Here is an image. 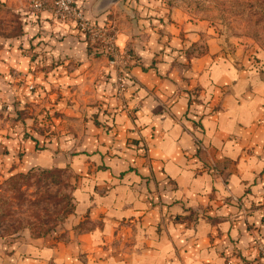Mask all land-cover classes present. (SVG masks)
<instances>
[{"label":"crops","instance_id":"crops-1","mask_svg":"<svg viewBox=\"0 0 264 264\" xmlns=\"http://www.w3.org/2000/svg\"><path fill=\"white\" fill-rule=\"evenodd\" d=\"M95 1L76 3L83 11ZM0 2L10 10L27 0ZM48 16L36 27L69 62L36 77L50 92L54 131L20 127L0 147L25 154L21 170L68 167L74 210L58 235L0 238V264H264L255 245L264 244V51L237 60L210 38L192 54L202 23L176 16L159 37L116 10V45L140 61L120 103L105 60L88 56L74 25ZM19 54L0 49V77L30 69Z\"/></svg>","mask_w":264,"mask_h":264},{"label":"rangeland","instance_id":"rangeland-1","mask_svg":"<svg viewBox=\"0 0 264 264\" xmlns=\"http://www.w3.org/2000/svg\"><path fill=\"white\" fill-rule=\"evenodd\" d=\"M95 2L93 9L82 11L89 29H82L73 23L65 24L74 25L83 34L88 56L102 57L113 71V97L120 98V103L126 81H133L129 70L140 61L133 48L120 49L116 45L118 26L115 18H112L116 10H121L126 19L130 17L140 24L138 32L144 28L159 37L164 36L165 25L169 21L175 22L176 16L191 24L202 23L205 39L197 47L190 44L188 51L192 54L206 51L210 38L217 40L218 47L225 55L237 60L251 58L258 50L264 51V0ZM31 4L32 0H27L24 6L7 10L0 2V49L17 50L19 55L29 60L30 65L27 72L13 67L0 77V137L16 133L20 127H28V130L23 129L28 131V135L42 134L46 138L54 131L52 126L56 110L48 100L50 92L42 90L36 77L39 72L66 66L69 62L65 57H56L52 34L42 31L39 26L37 28L34 21L38 19L36 16L46 11L50 23L62 22L55 20L47 9L34 11ZM102 15L108 18L97 21ZM187 60L190 59L187 57ZM122 76L123 90L119 88ZM26 91L31 95L27 94L25 99L18 97ZM12 128L15 132H12ZM44 144L36 143L35 150L43 148ZM0 154H4L0 155V238L13 243L51 236L53 232L58 235L64 229L63 222L74 210L71 196L74 176L68 172V167L35 166L21 170L18 164L25 155L23 152H8L0 147ZM55 155L58 157L59 153ZM9 160L10 163H7Z\"/></svg>","mask_w":264,"mask_h":264},{"label":"built area","instance_id":"built-area-1","mask_svg":"<svg viewBox=\"0 0 264 264\" xmlns=\"http://www.w3.org/2000/svg\"><path fill=\"white\" fill-rule=\"evenodd\" d=\"M31 7L39 12L41 9H47L51 16L62 23H73L82 29H89L88 22L84 19L82 11L78 7L76 0H32ZM108 49H111L110 47ZM121 78L120 89L123 90ZM124 80V79H123ZM255 245L264 258V244L255 239Z\"/></svg>","mask_w":264,"mask_h":264},{"label":"water","instance_id":"water-1","mask_svg":"<svg viewBox=\"0 0 264 264\" xmlns=\"http://www.w3.org/2000/svg\"><path fill=\"white\" fill-rule=\"evenodd\" d=\"M102 2H103V4H105V3H109L110 2V0H102ZM103 9H104V6H103ZM100 11V10H99Z\"/></svg>","mask_w":264,"mask_h":264}]
</instances>
